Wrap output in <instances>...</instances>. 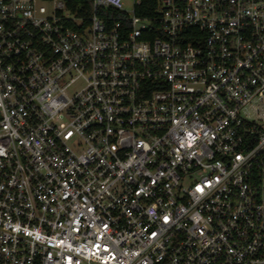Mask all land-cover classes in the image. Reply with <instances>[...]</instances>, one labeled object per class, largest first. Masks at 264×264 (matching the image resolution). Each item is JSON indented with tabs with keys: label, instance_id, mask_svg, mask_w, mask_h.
Wrapping results in <instances>:
<instances>
[{
	"label": "built area",
	"instance_id": "2783aa9c",
	"mask_svg": "<svg viewBox=\"0 0 264 264\" xmlns=\"http://www.w3.org/2000/svg\"><path fill=\"white\" fill-rule=\"evenodd\" d=\"M0 264H264V0H0Z\"/></svg>",
	"mask_w": 264,
	"mask_h": 264
}]
</instances>
